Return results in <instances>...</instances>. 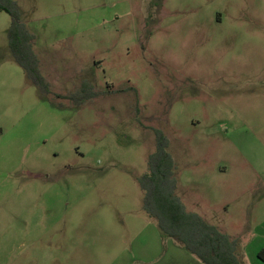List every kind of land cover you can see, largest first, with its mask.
Instances as JSON below:
<instances>
[{
  "label": "rangeland",
  "instance_id": "1",
  "mask_svg": "<svg viewBox=\"0 0 264 264\" xmlns=\"http://www.w3.org/2000/svg\"><path fill=\"white\" fill-rule=\"evenodd\" d=\"M11 1L50 94L0 12V264H203L143 209L153 129L186 210L264 264V0Z\"/></svg>",
  "mask_w": 264,
  "mask_h": 264
},
{
  "label": "trees",
  "instance_id": "2",
  "mask_svg": "<svg viewBox=\"0 0 264 264\" xmlns=\"http://www.w3.org/2000/svg\"><path fill=\"white\" fill-rule=\"evenodd\" d=\"M0 12L10 16L7 36L12 60L25 71V78L33 84L41 95L50 94L48 84L42 77L37 56L31 42L34 36L19 19L16 4L11 0H0ZM87 93L82 92L79 95ZM59 99L58 95H55ZM77 95L67 98L72 100ZM156 139L154 152L149 156L146 173L138 179L142 190L143 209L157 222L159 232L173 238L190 255L203 264H243L237 254L236 239L222 233L217 227L186 210L178 198L174 179V160L168 152L169 142L158 129L152 130ZM264 261V250L258 254Z\"/></svg>",
  "mask_w": 264,
  "mask_h": 264
},
{
  "label": "crops",
  "instance_id": "3",
  "mask_svg": "<svg viewBox=\"0 0 264 264\" xmlns=\"http://www.w3.org/2000/svg\"><path fill=\"white\" fill-rule=\"evenodd\" d=\"M182 202V201H181ZM183 203V202H182ZM185 206V205H184ZM186 207V206H185ZM188 210V209H187ZM189 211V210H188ZM193 213V212H192Z\"/></svg>",
  "mask_w": 264,
  "mask_h": 264
}]
</instances>
